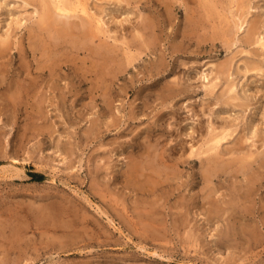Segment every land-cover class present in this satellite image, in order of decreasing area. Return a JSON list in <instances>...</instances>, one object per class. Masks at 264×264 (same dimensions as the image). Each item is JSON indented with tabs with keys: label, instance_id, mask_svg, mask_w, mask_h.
Listing matches in <instances>:
<instances>
[{
	"label": "rangeland",
	"instance_id": "rangeland-1",
	"mask_svg": "<svg viewBox=\"0 0 264 264\" xmlns=\"http://www.w3.org/2000/svg\"><path fill=\"white\" fill-rule=\"evenodd\" d=\"M88 1L109 33L81 48L41 26L35 0H0V39L10 49L0 58V264H264V45L256 42L264 41V0H212L211 16L208 0ZM83 17H71L77 34ZM237 20H245L239 32ZM44 38L58 42L48 45L65 62L55 75L37 69L47 61ZM108 48L121 69L104 81ZM18 81L30 94L6 95ZM214 126L234 132L209 165L208 152H189L208 146ZM243 150L254 152L246 164ZM215 163L221 172L212 178Z\"/></svg>",
	"mask_w": 264,
	"mask_h": 264
},
{
	"label": "bare ground",
	"instance_id": "bare-ground-1",
	"mask_svg": "<svg viewBox=\"0 0 264 264\" xmlns=\"http://www.w3.org/2000/svg\"><path fill=\"white\" fill-rule=\"evenodd\" d=\"M3 2H4V0H2ZM29 0H27V2H28ZM33 1V0H32ZM38 4H40L41 5V7H42V13H41V16H42V25L41 26H43L44 24L46 25V27L47 28H49L50 29V32L52 31V33H53V35H52V37L53 38H55L56 40H58V41H60L61 39L62 40H67V42L68 41H70V42H72L76 47H81V44H84V42L86 41H88V40H91V39H93V38H95L96 36H100L102 33H109L108 31H109V29L108 28H106L105 26H106V22H105V19L104 18H102L101 16H98L97 14H95V12H92V10H91V7H90V5H89V1L88 0H35ZM122 1H123V3H124V1H126V2H128V3H131L132 2V0H119V2H121L122 3ZM134 1V0H133ZM172 1V0H171ZM210 0H208L205 4H204V7L207 9L206 11H207V15H209V16H211V12H213L214 10H216L217 9V7H218V4L216 3L215 4V2H213L212 0H211V2H209ZM218 1V0H217ZM35 2V3H36ZM5 3V2H4ZM174 3V2H173ZM172 3V4H173ZM222 3V2H221ZM170 5H171V3H169ZM168 3L166 4V6L167 5H169ZM6 6V5H5ZM201 6V5H200ZM221 6V5H220ZM3 7V6H2ZM223 7V6H222ZM2 9V8H1ZM221 9V8H220ZM225 9V8H224ZM170 10V9H169ZM198 10V9H197ZM194 12V11H193ZM215 12V11H214ZM219 12H220V10H219ZM221 13V12H220ZM224 13V12H223ZM83 15L84 16H86V18H88V20L87 21H84L85 22V25H86V27H85V30H84V35L82 34V32L80 33V34H77V33H75V27L77 28V25L79 24H77L76 22H75V20H72L71 19V17H75V16H80V17H83ZM85 20H86V18L85 17H83ZM189 18V17H188ZM197 18V17H196ZM20 19V18H19ZM144 19V18H143ZM191 19V18H190ZM38 20V19H37ZM40 20V19H39ZM38 20V21H39ZM152 22L154 21L152 18L150 19ZM188 20V19H187ZM192 20V19H191ZM15 21V20H14ZM13 21V23H15V25H14V29H15V26H17V27H19L18 25H19V23H18V25H16V21H18V20H16L15 22ZM78 21V20H77ZM144 20H142V22H143ZM147 21H148V19H147ZM146 21V18H145V25L144 24H142L141 22V26L143 27V29H145L146 31H147V29H151V27H153L152 26V24H148V22ZM150 21V22H151ZM201 21V20H200ZM236 21V20H235ZM234 21V22H235ZM239 20H237V25H238V28H237V32H239L241 29H242V27H243V25H244V22H245V20H241V21H243L242 23H240V21L238 22ZM40 22V21H39ZM41 23V22H40ZM147 23V24H146ZM35 24H36V21H35ZM137 24V23H136ZM156 24V23H155ZM11 25V24H10ZM36 25H38V23L36 24ZM199 25V21H193V22H191V25H190V27L191 26H193L192 28L194 29V28H196L197 26ZM20 26H22V25H20ZM33 26V25H32ZM137 27H138V25H136ZM188 26V25H187ZM202 26H203V24H202ZM39 27V26H38ZM45 27V26H44ZM45 27V28H46ZM135 26H133V28H134ZM139 27H140V25H139ZM145 27V28H144ZM155 27V26H154ZM157 27V26H156ZM204 27V26H203ZM258 27L259 26H257V22L255 21V22H253V25H252V30H251V33H249V35H248V41L247 42H249V43H252V42H255V35H256V33L259 31L258 30ZM147 28V29H146ZM187 28H189V27H187ZM192 28H190L189 30H191ZM250 28V27H249ZM250 28V29H251ZM13 29V28H12ZM38 29V28H37ZM81 29V28H80ZM140 29H142V28H140ZM139 29V30H140ZM150 29H149V32H152V31H150ZM152 29H155V28H152ZM197 29V28H196ZM196 29H194V31H196ZM226 29V28H225ZM227 29H229V28H227ZM230 29H231V27H230ZM229 29V31L231 32V30ZM32 30V29H31ZM34 30H35V28H34ZM48 30V29H47ZM79 30V29H78ZM188 30V31H189ZM218 30V29H217ZM220 30V29H219ZM14 31V30H13ZM46 31V30H45ZM49 31V30H48ZM47 31V32H48ZM136 31H138V30H136ZM135 31V32H136ZM143 31V30H142ZM156 31V30H155ZM229 31H225V34H227ZM33 32V31H32ZM40 32H41V30H40ZM76 32H77V30H76ZM134 32V31H133ZM132 32V33H133ZM148 32V31H147ZM184 32H185V30H184ZM221 32V31H220ZM13 33V32H12ZM41 33H43V32H41ZM146 32H143V37H144V34H145ZM153 33V32H152ZM185 33H187V32H185ZM232 33H234V32H232ZM35 34V36H36V33H33V35ZM44 34V33H43ZM49 34V33H48ZM190 34H192V33H190ZM194 34V33H193ZM231 34V33H230ZM1 35V34H0ZM8 35V34H7ZM10 35V34H9ZM13 35V34H12ZM41 35V34H40ZM45 35V34H44ZM103 35V34H102ZM104 35H106V34H104ZM108 35V34H107ZM135 35H136V33H135ZM148 35V34H147ZM155 35H157V33L155 32ZM184 35V34H183ZM223 35V34H222ZM229 35V34H228ZM38 36H39V34H38ZM139 36V35H138ZM152 36V35H151ZM189 36V35H188ZM191 36V35H190ZM218 36H220V35H218ZM217 36V37H218ZM232 36H235V34L234 35H232ZM246 36H247V34H246ZM31 37V36H30ZM29 37V39H31ZM40 37V36H39ZM38 37V38H39ZM68 37H72V38H68ZM105 37H107V36H105ZM104 37V38H105ZM109 37H111L110 35H109ZM109 37H107V38H109ZM115 37H117V36H115ZM143 37H139V39L141 40V39H143ZM153 37H156V36H153ZM153 37H150V38H152L153 39ZM157 37H158V35H157ZM156 37V38H157ZM193 37V36H192ZM200 37H202V36H200ZM225 37V36H224ZM255 37V38H254ZM4 38V37H3ZM2 38V36H1V39H0V58L2 59V60H4V57L6 56V55H9V53H8V50L7 49H9V46H8V44H7V42L9 41H7L6 39H3ZM11 38V37H10ZM33 38V37H32ZM48 38V37H47ZM52 38V39H53ZM100 38V37H99ZM146 38V37H145ZM144 38V39H145ZM51 39V40H52ZM55 39H53V40H55ZM102 39V38H101ZM117 39H119V38H117ZM132 39H133V37H132ZM143 39V41L145 42H150V39L148 38V40H144ZM151 39V40H152ZM200 39V38H199ZM210 39H211V37H210ZM215 39H218V38H216V37H214V38H212V40H214L215 41ZM257 39V38H256ZM34 40V39H33ZM43 41H44V43H41L40 45H42V47H43V50H42V53H40V56L42 55V56H47V58L46 59H44V60H47V61H45V63L44 64H42V65H38V67H37V69L38 70H40L41 71V73H46V72H48V73H50V74H52V75H55L56 73H57V71L59 70V68L60 67H63L64 65H65V62H63L62 63V59L61 60H57V58H55L54 56H56L57 55V53L55 52V50H53V49H51L50 48V46L48 45L49 43H51V45H57V41H56V43L55 42H51L50 40L48 41V40H46L45 38L44 39H42ZM65 40H64V42H65ZM139 40V41H140ZM201 40V39H200ZM15 41V40H14ZM31 41V40H30ZM35 41V40H34ZM101 42H102V40H100ZM122 41H124V40H122ZM133 41H134V39H133ZM135 41H136V39H135ZM134 41V42H135ZM142 41V42H143ZM154 41H155V39H154ZM206 41H208V39H205L204 38V42H206ZM232 41V40H231ZM261 42V44L262 45H264V41H263V38H261L260 39V37H259V39L258 40H256V42ZM23 42V41H22ZM37 42V41H36ZM63 42V41H62ZM85 42V43H86ZM125 42H126V40H125ZM147 42V43H148ZM17 43V42H16ZM20 43V42H19ZM19 43H17V44H19ZM31 43V42H30ZM29 43V44H30ZM33 43V42H32ZM39 43V42H38ZM92 43V42H91ZM100 43V42H99ZM103 43V42H102ZM116 43V42H115ZM114 43V44H115ZM155 43V42H154ZM34 45H35V42L33 43ZM88 44V43H87ZM86 44V45H87ZM103 44H105V42L103 43ZM106 44H107V42H106ZM105 44V45H106ZM117 44V43H116ZM124 44V43H123ZM129 44V43H128ZM141 44V43H140ZM139 44V45H140ZM155 44H157V43H155ZM11 45V44H10ZM15 45V44H14ZM38 45V44H37ZM71 45V44H70ZM101 45V44H100ZM108 46H109V44H107ZM113 44H111V46H112ZM118 45V44H117ZM144 45V44H143ZM20 46V45H19ZM26 46V45H25ZM31 46H32V44H31ZM30 46V49L32 48ZM104 47V45H101V47ZM107 46V47H108ZM120 46V45H119ZM148 46V45H147ZM22 47V46H21ZM37 47V46H36ZM36 47H34V48H36ZM38 47H40V46H38ZM55 47V46H54ZM59 47V46H58ZM84 47V46H83ZM99 47V46H98ZM97 47V48H98ZM101 47H100V49H101ZM114 48H116V49H118V47H115V46H113ZM125 47V46H124ZM264 47V46H263ZM41 48V47H40ZM82 48V47H81ZM123 48V47H122ZM128 47H126L125 49H127ZM130 48H131V46H130ZM139 48V47H138ZM138 48H136V49H138ZM28 48H26L24 51H26V52H29V49L27 50ZM42 49V48H41ZM41 49H40V51H41ZM58 49V48H57ZM84 49V48H83ZM96 49V48H95ZM129 49V48H128ZM10 50V49H9ZM20 50H21V48H20ZM35 50H37V49H34V51ZM59 50V49H58ZM66 50V49H65ZM79 50V49H78ZM96 50H99V48L98 49H96ZM102 50H103V48H102ZM111 50H113V51H111ZM131 50L132 49H130L129 51L127 50L126 52L127 53H129L128 55V58H129V63H132L134 60L133 59H135L137 56H134V54H132V52H131ZM32 51V50H31ZM64 51V50H63ZM67 51V50H66ZM66 51H64V52H61V53H65ZM95 51V50H94ZM93 51V52H94ZM117 51V50H116ZM14 52H16V51H14ZM33 52V51H32ZM98 52H100V54H101V50L100 51H98ZM98 52H96V53H98ZM106 53H105V67H104V69L102 70V74H101V79H103L104 81L107 79V75L108 74H112V75H117V73H115V70L116 71H118L119 69H121V67L120 66H118V67H114V66H111L110 64H109V61L111 60V59H113V57H114V55L112 54L113 52H114V49H106V51H105ZM8 53V54H7ZM11 53H13L12 51H11ZM18 53V52H17ZM36 53V52H35ZM67 53V52H66ZM21 54V53H20ZM31 54V53H30ZM56 54V55H55ZM59 54V53H58ZM13 55V54H12ZM22 55V54H21ZM97 55V54H96ZM136 55V54H135ZM14 56V55H13ZM26 56H28V55H26ZM39 56V55H38ZM41 56V57H42ZM64 57H65V55H63ZM62 56V57H63ZM70 56H72V55H70ZM8 57V56H7ZM12 57V56H11ZM40 57V58H41ZM54 57V58H53ZM120 57V56H119ZM6 58V57H5ZM9 58V57H8ZM23 58H25V57H23ZM43 58V57H42ZM66 58H67V54H66ZM65 58V59H66ZM69 58V57H68ZM111 58V59H110ZM0 59V60H1ZM7 60V59H6ZM22 60H25V59H22ZM36 60H37V58H36ZM43 60V59H42ZM120 61H121V59H119ZM63 61H65V60H63ZM120 61H118V62H120ZM25 62V61H24ZM24 62H23V65H24ZM116 62V61H115ZM127 62V61H126ZM30 63V62H29ZM111 63V62H110ZM121 63V62H120ZM119 63V64H120ZM129 63L127 64V65H129ZM25 64H26V66L24 65V68L23 69H28L29 70V68H31L29 65H28V63H26L25 62ZM35 64V63H34ZM103 64V63H102ZM119 64H117V65H119ZM122 64V63H121ZM127 65H126V67H127ZM257 65V64H256ZM2 66H3V64H2ZM36 66H37V64H36ZM67 66V65H66ZM258 66V65H257ZM0 67H1V64H0ZM4 67V66H3ZM20 67V66H19ZM35 67V66H34ZM103 67V66H102ZM107 67V68H106ZM4 68H6V66L4 67ZM10 68H12V67H10ZM75 68V67H74ZM224 68V67H223ZM257 68V67H256ZM259 68V67H258ZM35 69V68H34ZM81 69H82V67H81ZM99 69V68H98ZM102 69V68H101ZM124 69V68H123ZM262 68L260 67L259 68V70H261ZM111 70L113 71V73L111 72ZM222 70H224V69H222ZM24 71H26V70H24ZM30 71V70H29ZM37 71V70H36ZM39 71V72H40ZM83 72H84V69L82 70ZM97 71V70H96ZM95 71V72H96ZM0 72H3V68H2V70H0ZM38 72V71H37ZM59 72V71H58ZM28 73V72H27ZM78 73V72H77ZM76 73V74H77ZM87 72L85 71V74H86ZM32 74V73H31ZM35 75V74H34ZM37 75V74H36ZM33 76V75H32ZM51 76V75H50ZM19 77V76H18ZM29 77V76H28ZM36 77H38V76H36ZM61 77V76H60ZM112 77V76H111ZM205 77H209V75L208 74H206L205 75ZM52 78V77H51ZM55 78V77H54ZM56 78H57V75H56ZM82 78H84V77H82ZM86 78H87V75H86ZM2 79H3V76H2ZM20 79V78H19ZM19 79H17V80H19ZM30 79V78H29ZM32 79V78H31ZM34 79H35V77H34ZM37 79V78H36ZM64 79V78H63ZM99 79H100V77H99ZM16 81V80H15ZM34 81V80H33ZM100 81V80H99ZM174 81H176V80H174ZM20 81H18V83H19ZM36 82V81H35ZM173 82V81H172ZM177 82V81H176ZM176 82H174L175 84H179V83H176ZM217 82V81H216ZM216 82H213L211 85L209 84V85H206V89L208 90V91H213L214 92V90L216 89V87H217V83ZM17 83V82H16ZM102 83V82H101ZM173 83V84H174ZM27 85V84H26ZM172 85V84H171ZM2 86V85H1ZM103 86V85H102ZM3 87V86H2ZM170 87V83H169V86H168V88ZM34 88V87H33ZM236 86H235V83L233 84V83H231L230 84V87H228L227 89H229V91H230V94H231V92H233L234 90H235V92H233V93H235L236 94ZM30 86H28V87H26L25 85H23V84H18L17 86H15V88H13V87H10L9 88V90H11V91H9V93H5L6 95H15V97H17L16 95H25V94H30ZM59 89V88H58ZM96 89H98V88H96ZM107 89L109 90V87H107ZM227 89L225 90L226 91V93H227ZM5 90H6V88H5ZM35 90H36V88L34 89V90H32V92L34 93L35 92ZM41 91V90H40ZM107 91V90H106ZM208 91H207V93H208ZM42 92V91H41ZM39 93V92H38ZM106 93V92H105ZM36 95H37V92L35 93ZM104 94V93H103ZM212 94V93H211ZM229 94V95H230ZM4 95V94H3ZM105 95V94H104ZM176 95V94H175ZM225 95V94H224ZM228 95V94H227ZM239 96V95H238ZM224 97V96H223ZM227 98H228V96H226ZM10 98V97H9ZM19 98V97H18ZM229 98H233V99H235V101H237L236 99L238 98V100L241 98H239V97H237V95L235 96V95H230L229 96ZM14 99V98H13ZM16 99V98H15ZM231 100V99H230ZM241 100V99H240ZM239 100V101H240ZM11 101H12V99H11ZM15 101V100H14ZM17 101V100H16ZM223 101V100H222ZM238 101V102H239ZM224 102H226V101H224ZM242 102V101H241ZM16 103V102H15ZM229 104V103H228ZM238 104V103H237ZM236 104V105H237ZM242 104H243V102H242ZM110 105V104H109ZM241 107H242V105H241ZM221 111V110H220ZM219 113H221L222 114V112H219ZM218 115V114H217ZM219 116V115H218ZM225 116V115H224ZM220 117H221V115H220ZM214 123V122H213ZM228 123V122H227ZM224 124H226V122L224 123ZM221 125H223V124H221ZM230 125V124H229ZM211 126V125H210ZM217 126V125H216ZM225 126H227V125H225ZM229 127V126H228ZM202 128V127H201ZM220 128H223V127H220ZM232 128V127H231ZM255 128V127H254ZM219 129V128H218ZM234 128H232V130H230L229 128H227V127H224L222 130H220L219 129V131H217V128L214 126V128H213V130L211 129V131H210V136L204 141L205 142V144L207 145L208 144V146H206L205 148H203L202 150H200V147L199 148H193L192 149V151L191 152H189L190 153V155H192L191 157H196V156H194V155H197V154H200L201 155V153L203 154V152L204 153H206V152H208V153H206V154H208L206 157L207 158H204V159H206V161H208L207 162V164L208 163H210L209 165H211V162H213V161H215V162H218L222 157H223V155H222V153H223V151H222V148H223V145H224V143L226 142L227 143V141H228V138L233 134V132H234V130H233ZM252 129V128H251ZM195 130V129H194ZM199 130V129H198ZM256 130H258V129H255V131ZM201 131V130H200ZM250 131H252V130H250ZM254 131V132H255ZM170 132V131H169ZM196 132V131H195ZM202 132V131H201ZM209 132V131H208ZM203 133V132H202ZM256 133V135H258L259 134V131H258V133L257 132H255ZM255 133L253 134L252 133V136H255ZM192 135V134H191ZM203 135V134H202ZM208 136V135H207ZM243 136V135H242ZM204 137H205V135H204ZM249 137V136H248ZM258 137H259V135H258ZM203 138V137H202ZM201 138V139H202ZM240 138V137H239ZM253 138V137H252ZM240 139H242V138H240ZM204 140V139H203ZM203 140H201L202 142H203ZM239 142V141H238ZM243 142V141H242ZM172 143V142H171ZM175 143V142H174ZM177 143V142H176ZM197 143V142H196ZM229 143V142H228ZM173 144V143H172ZM182 144V143H181ZM183 144H185V143H183ZM195 144V143H194ZM194 144H191L190 146H192V145H194ZM239 144H241V143H239ZM159 145V144H158ZM165 145H167L166 143H165ZM203 145V144H202ZM234 145H235V143H234ZM163 146H164V144H163ZM163 146H161V147H163ZM168 146V145H167ZM169 146H171L170 144H169ZM199 146V145H198ZM197 146V147H198ZM200 146H201V144H200ZM232 146V145H231ZM231 146L229 147L230 148V151L232 150V149H234V148H231ZM237 146V145H236ZM160 147V146H159ZM158 147V148H159ZM173 147V146H172ZM175 147V146H174ZM222 147V148H221ZM225 147V146H224ZM235 147V146H234ZM156 148V147H155ZM243 148V147H242ZM163 149V148H162ZM173 149V148H172ZM191 149V148H190ZM224 149H226V148H224ZM244 149V148H243ZM246 149V148H245ZM159 150V149H158ZM166 150V149H165ZM169 150V149H168ZM173 150H175V148L173 149ZM183 150V149H182ZM238 150V149H237ZM240 150V149H239ZM239 150L237 151L238 153H239ZM250 150H252L251 148H250ZM181 151V150H180ZM246 152L247 150H243V152ZM254 151V150H253ZM159 152V151H158ZM173 152V151H172ZM171 152V153H172ZM186 152V151H185ZM184 152V153H185ZM240 152L242 153V151L240 150ZM157 153V152H156ZM160 153V152H159ZM182 154H184L183 152H181ZM233 153V152H232ZM236 153V152H235ZM247 153V152H246ZM174 154V153H173ZM181 154V155H182ZM187 154V153H186ZM160 155V154H159ZM159 155L157 156V158L159 157ZM168 155V154H167ZM189 155V156H190ZM233 155V154H232ZM237 155V154H236ZM188 155L186 156V157H189ZM202 156V155H201ZM201 156L199 157V155H198V158L200 159L201 158ZM226 156V155H225ZM239 156V155H238ZM246 156V157H245ZM254 156V152H249V153H247V154H245L244 156H243V158H241L242 156H239L240 157V161H241V164H242V162H244V161H246V159L247 158H251V157H253ZM172 157H173V155H172ZM182 157V156H181ZM191 157H189V158H186L185 160H183L182 158H180V159H182L183 160V162L185 163V162H187V161H189V162H191L192 161V159H191ZM205 157V156H204ZM234 157V156H233ZM258 158V157H257ZM256 158V159H257ZM203 159V158H202ZM227 159V158H226ZM228 159H230V158H228ZM155 160H157L156 158H155ZM159 160V159H158ZM176 160V159H175ZM191 160V161H190ZM193 160H195V158L193 159ZM222 160H225V159H222ZM233 160H236V159H230V161L232 162V163H234L233 162ZM172 161V160H171ZM237 161H239V160H237ZM256 160H254V162H255ZM154 161H152V163H153ZM173 162V161H172ZM231 162H227V163H231ZM163 163V162H162ZM180 163V162H179ZM214 163V162H213ZM219 163H220V161H219ZM222 163V162H221ZM245 163V162H244ZM253 163V162H252ZM140 164V163H139ZM151 164V163H150ZM154 164V163H153ZM157 164V166L159 165L158 163H156ZM155 164V165H156ZM169 164V163H168ZM182 164V163H181ZM216 164V163H215ZM226 164V163H225ZM239 163H237V165H238ZM240 164V165H241ZM246 164V163H245ZM249 164V163H248ZM247 164V165H248ZM136 165H138V163L136 164ZM141 166H142V164H140ZM152 165V164H151ZM178 165V164H177ZM208 165V166H209ZM220 165H222V164H220ZM232 165H234V164H232ZM135 166V165H134ZM161 166V165H160ZM164 166H166L167 167V165H164ZM174 166V165H173ZM172 166V167H173ZM179 166V165H178ZM177 166V167H178ZM225 166H228V165H225ZM244 166V165H243ZM132 167V166H131ZM136 167V166H135ZM146 167H147V164H146ZM171 167V168H172ZM206 167V166H205ZM205 167H203V168H205ZM213 167H214V169H213V173L214 174H211V176L212 175H216L215 173L217 172V171H220L219 169H220V166H218V164H216V165H213ZM223 167V166H222ZM239 167H242V166H237V169L239 168ZM133 168V167H132ZM140 168V167H139ZM139 168L138 169H136L137 171L139 170ZM142 168V167H141ZM148 168V167H147ZM150 168V167H149ZM148 168V169H149ZM170 168V169H171ZM234 168V167H233ZM232 168V169H233ZM170 169H168V170H170ZM174 169V168H173ZM211 169V168H210ZM210 169H209V171L208 172H210ZM234 169H236V168H234ZM236 169V170H237ZM240 169V168H239ZM141 170H143V169H140V171ZM153 170H155V169H153ZM158 170V169H157ZM207 169L205 168L204 169V172H206L207 173V171H206ZM143 171H145V170H143ZM173 172H174V170H172ZM172 171H171V173H172ZM223 171H225V170H223ZM234 171V170H233ZM232 171V172H233ZM238 171V170H237ZM237 171H235V172H237ZM242 171V170H241ZM247 171V170H246ZM156 172V171H155ZM154 172V173H155ZM221 172V171H220ZM230 172H231V170H230ZM130 173H132V172H130ZM141 174L143 173V172H140ZM158 172H156V174H157ZM161 173V172H160ZM218 173V172H217ZM137 174H139V172L137 173ZM140 174V175H141ZM144 174V173H143ZM142 174V175H143ZM151 174V173H150ZM174 174H175V172H174ZM176 174H178V172L176 173ZM208 174V173H207ZM160 175V174H159ZM167 175H170V176H172V174H168L167 173ZM166 175V176H167ZM126 176H127V174H126ZM135 176V175H134ZM164 176V175H163ZM207 176H210V174H208ZM130 177V176H129ZM136 177V176H135ZM137 177H139L138 175H137ZM136 177V178H137ZM152 177H153V175H152ZM165 177V176H164ZM169 177V176H168ZM168 177H166L167 179H169ZM171 178V177H170ZM178 178H179V176H178ZM205 178V177H204ZM212 178H213V176H212ZM215 178V177H214ZM257 178V177H256ZM130 179V178H129ZM133 179V178H132ZM150 179V178H149ZM208 179V178H207ZM134 180H136V179H134ZM174 180H175V178H174ZM207 181H213V180H207ZM252 181V180H251ZM259 181H261V180H259ZM161 182V181H160ZM253 182H255V181H253ZM256 182H257V180H256ZM135 183H136V181H135ZM149 183H150V180H149ZM208 183V182H207ZM133 184V183H132ZM151 184V183H150ZM157 184V183H156ZM211 184V183H210ZM210 184H208V185H210ZM254 184V183H253ZM256 185H257V183H256ZM153 187V186H152ZM155 187V186H154ZM251 187V186H250ZM214 189V188H213ZM249 189V188H248ZM210 191H212L211 189H209ZM241 194V193H240ZM252 194V193H251ZM250 194V195H251ZM254 194V193H253ZM249 196V195H248ZM222 208V207H221ZM226 209V208H225ZM152 215V214H151ZM155 217V216H154ZM13 230V229H12ZM18 235V234H17ZM2 264H4V262L2 263Z\"/></svg>",
	"mask_w": 264,
	"mask_h": 264
}]
</instances>
